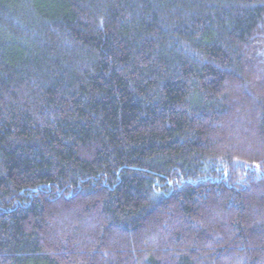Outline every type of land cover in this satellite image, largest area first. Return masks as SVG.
<instances>
[{
    "label": "trees",
    "instance_id": "obj_1",
    "mask_svg": "<svg viewBox=\"0 0 264 264\" xmlns=\"http://www.w3.org/2000/svg\"><path fill=\"white\" fill-rule=\"evenodd\" d=\"M0 264H264V0H0Z\"/></svg>",
    "mask_w": 264,
    "mask_h": 264
}]
</instances>
